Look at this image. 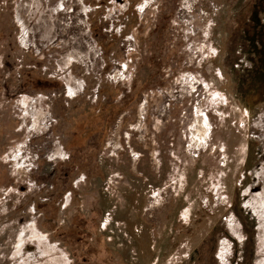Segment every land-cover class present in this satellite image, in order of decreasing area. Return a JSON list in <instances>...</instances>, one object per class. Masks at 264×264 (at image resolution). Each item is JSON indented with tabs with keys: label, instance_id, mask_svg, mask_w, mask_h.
<instances>
[{
	"label": "rangeland",
	"instance_id": "obj_1",
	"mask_svg": "<svg viewBox=\"0 0 264 264\" xmlns=\"http://www.w3.org/2000/svg\"><path fill=\"white\" fill-rule=\"evenodd\" d=\"M0 264H264V0H0Z\"/></svg>",
	"mask_w": 264,
	"mask_h": 264
},
{
	"label": "bare ground",
	"instance_id": "obj_2",
	"mask_svg": "<svg viewBox=\"0 0 264 264\" xmlns=\"http://www.w3.org/2000/svg\"><path fill=\"white\" fill-rule=\"evenodd\" d=\"M200 133H201V132H200ZM201 136H203V134H201ZM195 138H196V137H195ZM201 138H202V137H200V140H201ZM196 141H198V140L196 139Z\"/></svg>",
	"mask_w": 264,
	"mask_h": 264
}]
</instances>
